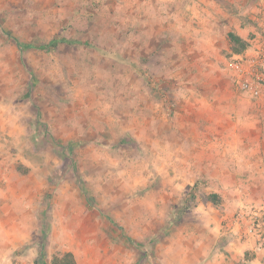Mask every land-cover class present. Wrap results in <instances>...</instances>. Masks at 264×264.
<instances>
[{"label": "rangeland", "instance_id": "1", "mask_svg": "<svg viewBox=\"0 0 264 264\" xmlns=\"http://www.w3.org/2000/svg\"><path fill=\"white\" fill-rule=\"evenodd\" d=\"M261 3L0 0V225L33 228L0 264H264V96L227 69Z\"/></svg>", "mask_w": 264, "mask_h": 264}, {"label": "built area", "instance_id": "2", "mask_svg": "<svg viewBox=\"0 0 264 264\" xmlns=\"http://www.w3.org/2000/svg\"><path fill=\"white\" fill-rule=\"evenodd\" d=\"M227 69L238 92L253 99L264 96V43L232 56ZM253 214L259 216L257 211Z\"/></svg>", "mask_w": 264, "mask_h": 264}, {"label": "crops", "instance_id": "3", "mask_svg": "<svg viewBox=\"0 0 264 264\" xmlns=\"http://www.w3.org/2000/svg\"><path fill=\"white\" fill-rule=\"evenodd\" d=\"M263 3H261L263 9H264V0H262ZM242 37H244L243 35H240ZM245 38V37H244ZM14 213H12L13 216ZM20 217H18L17 215H14V217H12V220L8 221L6 223V225H0V258L2 257L1 251L3 250H7L6 251V256L12 254L13 252H15L20 246H22L21 244H23V242L20 240L19 242V236H21V238L23 237V235H27L28 237H26L28 240H32L30 235H31V230L33 233V228L31 227L30 223L25 225H19V223H22L21 220H19ZM29 228V230H28ZM31 228V230H30ZM8 253V254H7ZM11 257V255H10ZM75 263L76 264H85L77 255V253L75 252ZM15 261H13V258H10L9 263L8 264H14ZM91 262L93 264H96L94 261L91 260ZM25 264H33L30 261H24ZM23 263V264H24ZM91 263V264H92ZM18 264V263H16ZM48 264V263H45Z\"/></svg>", "mask_w": 264, "mask_h": 264}, {"label": "trees", "instance_id": "4", "mask_svg": "<svg viewBox=\"0 0 264 264\" xmlns=\"http://www.w3.org/2000/svg\"><path fill=\"white\" fill-rule=\"evenodd\" d=\"M229 37H230L231 41L237 47H239L238 53H243L244 51H246L248 49L249 44H247V42L244 41V39L242 37H240L239 35H237L235 33H230ZM60 41H63V40L54 39L51 42V45L56 47L59 44ZM17 43H18V46L22 50H24L26 48V46L23 45L22 43H20V42H17ZM102 54H106V53L103 51ZM209 198L214 204H219L221 202V200H222V198L219 195H217V194H212V195H210ZM55 264H76V263H75V259H74L73 254L72 253H68V254L64 255L61 259H59V258L56 259L55 258Z\"/></svg>", "mask_w": 264, "mask_h": 264}]
</instances>
